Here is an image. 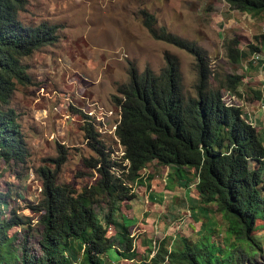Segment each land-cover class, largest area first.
I'll list each match as a JSON object with an SVG mask.
<instances>
[{"label":"trees","instance_id":"1","mask_svg":"<svg viewBox=\"0 0 264 264\" xmlns=\"http://www.w3.org/2000/svg\"><path fill=\"white\" fill-rule=\"evenodd\" d=\"M27 1L0 0V160L18 166L25 163L27 146L17 113L7 104L16 84L28 81L22 58L57 38L54 24L20 22L18 11ZM224 1L231 9L264 18V0ZM141 23L153 38L194 56L193 92H184L178 60L172 54H164L165 64L158 74L148 67L137 73L131 67L128 80L116 87L118 94L112 97L119 110L114 134L121 146L120 160L110 158L98 133L85 123L88 144L96 154L84 160V165L96 172L93 183L76 191L70 184L59 182L58 161L54 168L42 164L35 169L40 197L26 208L37 214L38 251L27 246L34 226L30 217L13 208L6 210L10 191L0 189L1 264H72L67 250L74 243L81 246L82 264H105L106 251L111 247L118 258L138 259L142 264H255V254L262 251L253 234L258 227L256 220L264 226V144L241 108L227 106L220 98L221 89L239 96L242 76L229 73L218 79L213 73L211 77L218 85L211 86L212 72L201 47L155 26L151 15H142ZM237 44L232 39L225 48V56L232 63L248 55L264 54V32L254 34L245 50ZM247 67H251L249 59ZM255 97L264 103V86L256 90ZM149 161L173 166L172 173L192 169L199 203L208 212L219 213L225 222L221 246L211 239L212 231L205 229L207 235L202 233L196 240L181 234L167 245L162 239L148 259L140 257L128 225L115 219L113 211L121 201L134 197L131 182L141 181L140 170ZM98 203L105 205L99 214L95 210ZM13 227L22 231L16 245V237L9 233ZM108 228L113 230L111 235H106ZM114 239L119 248L114 247Z\"/></svg>","mask_w":264,"mask_h":264},{"label":"rangeland","instance_id":"2","mask_svg":"<svg viewBox=\"0 0 264 264\" xmlns=\"http://www.w3.org/2000/svg\"><path fill=\"white\" fill-rule=\"evenodd\" d=\"M142 15H151L155 26H163L205 51L212 72L211 86L218 85L213 73H217L218 79L229 73L242 76L237 87L243 94L239 101L241 109L245 118L250 119L248 114L253 116L257 137L264 144V112L261 100L255 97L256 90L264 86V54L253 59L248 55L236 64L225 56L230 40L235 39L237 47L245 50L254 34L264 32L261 14L231 9L224 0H28L18 11L20 22L54 24L57 38L22 58L28 81L16 84L7 106L17 113L28 156L19 166L0 160V189H9L11 195L4 208L30 217L34 225L27 245L30 250L38 251L37 214L26 208L40 197V178L35 169L42 164L54 168V162L58 161L59 182L70 184L76 191L93 183L96 172L85 166L84 160L95 158L96 154L88 144L85 123L98 133L97 138L110 158L120 160L121 146L114 134L119 110L112 97L118 94L116 87L128 80L131 67L137 73L148 67L158 74L165 64L164 54H172L178 60L184 92H193L194 56L153 38L141 23ZM247 59L251 67H247ZM153 169L152 173L157 174L154 183L149 182L150 173L145 170H140L141 181L131 182L133 188L142 186L138 187L142 197L123 200L113 211L115 219H125L140 257L145 255L148 259L162 239L167 245L181 234L196 240L202 233L207 235L205 229L212 231L211 239L221 246L225 222L219 213L208 212L192 196L188 203L180 202L172 193L179 190L175 181L177 172L164 168L161 173ZM179 173L184 179V172ZM262 178L264 181V172ZM191 188L185 189L186 196ZM103 209V203L95 206L98 214ZM256 224L253 234L258 237L262 251H257L254 261L264 264V226L260 220ZM9 233L16 237L13 244H18L21 229L13 227ZM112 233V228H108L106 235ZM112 243L120 247L115 239ZM67 254L72 264H82L78 243L72 244ZM105 262L142 264L138 259L118 258L113 247L106 251Z\"/></svg>","mask_w":264,"mask_h":264},{"label":"crops","instance_id":"3","mask_svg":"<svg viewBox=\"0 0 264 264\" xmlns=\"http://www.w3.org/2000/svg\"><path fill=\"white\" fill-rule=\"evenodd\" d=\"M154 165V166H153ZM156 168V170L157 171H159V172H161V173H163V169L164 168H167V170H174L175 168L173 167V166H171V167H169L168 168V166H165V165H157L155 162H153V161H149V162H147L143 167H142V169L141 170H145V171H147V173H150L149 175H148V177L150 178L149 179V182L150 183H154V181H156V177H157V174H153L152 172L154 171V169L153 168ZM175 171V170H174ZM177 173H179V172H184V174H185V177H184V179L180 176V173L179 174H177V177H175L176 178V188L177 189H179L178 191H173L172 193L173 194H175L176 196H177V199L180 201V202H189V201H191L190 200V198H189V196H192V197H194L195 199H197V195L195 194V195H193V191L192 190H194V186H193V184H194V182H195V180H196V178H195V176H193L192 174H191V172L193 173V171H192V169H188V168H182V169H180L179 171H176ZM175 173V172H174ZM190 176H192V177H190ZM190 179H189V178ZM195 179V180H194ZM187 181V182H186ZM192 187L191 188V190L189 189V192L187 193V196H186V193H185V189H188V187ZM139 188H141L142 189V186L141 185H139L138 186ZM138 187H131V191L134 193V197L132 198V200H136V199H138L139 197H142L141 195H140V193H141V191H139L138 190ZM139 191V192H138ZM194 192H195V190H194ZM167 193H168V191H167ZM167 209H170L169 208V205L167 204ZM173 209V208H172ZM120 221H123L124 223H125V219L124 218H122V219H120ZM145 225V224H144ZM137 248V247H136ZM135 248V249H136ZM136 251L137 252H140V251H138L137 249H136Z\"/></svg>","mask_w":264,"mask_h":264},{"label":"built area","instance_id":"4","mask_svg":"<svg viewBox=\"0 0 264 264\" xmlns=\"http://www.w3.org/2000/svg\"><path fill=\"white\" fill-rule=\"evenodd\" d=\"M254 56L255 55L251 56V58H253ZM242 97H243V94L242 93H240V95L238 96L236 93L230 92L229 90H222L221 91V97L220 98L223 101V103L225 105H227V106H232L233 105V106H236V107H240L241 108L242 103L239 102V101H240V99ZM226 98H227V100H226ZM260 106H261V112H264V103L262 101H261ZM248 115H249V118L250 119H248L247 116H246V120L248 121V123H250L252 126H254V124H253V121H254L253 116L250 115V114H248ZM195 182H196V180H195ZM195 182H194V184H195ZM194 184H193V186H194ZM153 250H151V253L152 254L154 252Z\"/></svg>","mask_w":264,"mask_h":264},{"label":"clouds","instance_id":"5","mask_svg":"<svg viewBox=\"0 0 264 264\" xmlns=\"http://www.w3.org/2000/svg\"><path fill=\"white\" fill-rule=\"evenodd\" d=\"M255 55V54H254ZM253 56V55H252ZM256 56H258V54L256 55Z\"/></svg>","mask_w":264,"mask_h":264}]
</instances>
